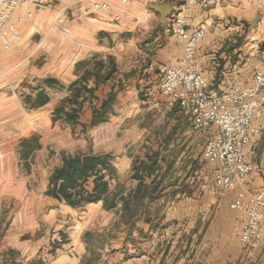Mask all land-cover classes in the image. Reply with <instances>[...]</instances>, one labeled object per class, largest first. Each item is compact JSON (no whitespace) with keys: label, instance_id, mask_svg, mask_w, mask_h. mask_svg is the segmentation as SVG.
I'll use <instances>...</instances> for the list:
<instances>
[{"label":"crops","instance_id":"crops-1","mask_svg":"<svg viewBox=\"0 0 264 264\" xmlns=\"http://www.w3.org/2000/svg\"><path fill=\"white\" fill-rule=\"evenodd\" d=\"M153 1L171 4L172 11L184 3V0H135V4L145 9V4L149 6ZM260 14L262 18L252 26ZM189 21L191 26L207 31L194 63L209 82L211 93H226L233 81L252 82L254 66L264 61V0H218L209 9L194 5ZM76 27L73 25V30ZM115 27L127 39L121 38L116 43L120 34H111L105 29L96 32L102 36L98 50L107 53L99 59L106 65L99 73L98 82L94 77L88 81L89 88H96L95 95H85L78 123H66L70 134L79 129L82 132L76 141L78 144L73 142L69 152L75 154L73 150L81 148L86 154L111 155L118 176L113 187L120 183L126 191L138 185V181L131 179L134 162L147 161L156 154L159 168L155 175H164L162 196L151 202L150 212L133 226L121 220V204L115 210H106L102 202L85 208H73L62 202L63 210H50L33 229L13 227V222L0 238V264L38 261L44 264H264V247L252 250L235 241L247 218L245 213L232 208L239 189L217 188L204 159L201 141L206 138V145L215 128L195 131L191 116L165 105L159 88L160 67L175 65L181 60L179 44L168 27L160 25L158 14L146 29L143 40L145 32L139 35L140 28L123 32ZM248 39L256 42L250 56L259 52L260 43L263 48L253 64L243 62L248 54L244 52ZM111 40L115 45L107 48L110 46L107 41ZM87 56L70 62L62 74L51 75L58 84L67 85L65 93H60V100L58 84L51 87L45 84L37 90H44L48 95L46 106L56 108L61 100L72 95L70 86L81 79L86 69L93 71L95 64L83 71L77 68L89 59ZM107 56L113 59L115 71L103 80L110 67ZM111 94L113 100L109 102ZM95 111H104L103 117L95 119ZM149 116L162 121H147ZM131 117L139 119L125 126ZM254 125L261 130L262 137L253 136L246 150L255 168L246 189L264 196V115L255 118ZM137 145L142 148L141 153L128 151ZM82 210L88 213H84V218H77ZM66 219L73 223L72 228L79 225L83 228L79 233L73 231L67 235L65 250L61 245L53 248L56 241L62 242L59 232L63 233L61 222ZM43 223L48 225V232L35 237L42 225L46 227ZM97 224L102 228L97 229ZM27 233H30L28 237Z\"/></svg>","mask_w":264,"mask_h":264},{"label":"built area","instance_id":"built-area-1","mask_svg":"<svg viewBox=\"0 0 264 264\" xmlns=\"http://www.w3.org/2000/svg\"><path fill=\"white\" fill-rule=\"evenodd\" d=\"M217 4L218 0H184L172 11L166 26L179 44L182 58L175 65L160 67L159 88L166 107L178 108L191 116L195 131L215 128L204 147V159L217 188L239 189L232 208L245 213L247 218L235 241L256 250L264 247V196L246 189L255 169L246 150L253 136L262 137L254 120L264 115V61L254 66L251 83L233 81L224 94L210 92L209 82L194 63L207 31L191 26L189 14L194 5L209 9ZM145 5V10L137 13L135 0H0V43L8 49L20 36L17 18L46 13L52 17L49 32L68 40L74 34L73 25L89 18L118 26L123 32L140 26L147 29L157 14Z\"/></svg>","mask_w":264,"mask_h":264},{"label":"rangeland","instance_id":"rangeland-1","mask_svg":"<svg viewBox=\"0 0 264 264\" xmlns=\"http://www.w3.org/2000/svg\"><path fill=\"white\" fill-rule=\"evenodd\" d=\"M135 6L140 11L145 10L138 4ZM17 21L20 36L8 49L0 43V238L13 222V227L33 229L39 219L43 220L50 210H63L64 203L46 195L49 177L51 172L60 166L62 154L70 153L73 142L78 144L76 141H79L82 135L80 129L70 134L66 122L55 118L56 108L50 105L33 108L39 93L37 90L45 84L51 87L46 80L51 75L62 74L70 62L88 55L89 59L85 65L77 66L78 70L83 71L99 61L101 55L107 54L98 50L101 43L99 38L102 36L97 35V31L105 29L111 34H120L115 26L106 25L93 18L76 23L77 27L70 40L60 37L56 32H49L52 23L50 13L25 19L17 18ZM141 27L137 30L141 29L139 35L145 32L141 37L143 40L147 36V30ZM125 35L120 34L121 37L116 43L121 38L127 39ZM255 43L251 39L246 40L247 47L244 52L248 51V54L243 62L253 64L258 60V55L263 51L261 43L258 45L259 49L257 48L259 52L249 55L253 52ZM109 44L107 48L115 45L112 40L107 41V45ZM108 58L106 60L109 63ZM66 86L65 83L56 86L59 87V100L60 93H65ZM138 119L139 117H131L125 126L132 121L137 122ZM147 121L162 120L149 116ZM24 141H30V144L25 147ZM205 141L206 138H203L201 148L205 147ZM120 147L122 148V145ZM141 149L137 145L131 146L128 151L141 153ZM82 151L84 150L78 148L73 150V153ZM79 212L77 218H84V213H88L87 210ZM62 223L65 238L61 246L65 250L67 235L73 231L79 233L83 226L79 225L74 229L73 223L68 219L62 220ZM43 224L46 227L42 225L35 237H41L48 232V225ZM101 228L97 224V229ZM26 231L30 232V229ZM29 234L27 233V237ZM59 238L63 239L62 236Z\"/></svg>","mask_w":264,"mask_h":264},{"label":"trees","instance_id":"trees-1","mask_svg":"<svg viewBox=\"0 0 264 264\" xmlns=\"http://www.w3.org/2000/svg\"><path fill=\"white\" fill-rule=\"evenodd\" d=\"M110 65L103 80L109 79L115 71L113 59L109 57ZM85 65V62L77 66ZM106 63L103 60L95 62L93 71L86 69L81 79L75 81L70 89L72 95L65 98L55 109V118L63 119L66 123L77 124L83 107L85 95L94 97L96 88H89L88 81L93 77L98 82L100 72L105 68ZM46 83L50 86L57 83L54 79H47ZM97 85V84H96ZM113 95L109 97V102L113 100ZM49 102V97L44 90L39 91L33 108H38ZM106 102L103 104V110ZM95 119L103 117L102 112H94ZM56 121V119H54ZM30 141H24L23 145L27 147ZM155 154L149 157L147 161H135L131 179L138 181L136 189L126 191L123 184L117 183V171L114 166V158L109 154H86V153H63L60 166L55 168L49 177V184L46 191L48 197L65 202L73 208H85L89 204L102 202L106 210H115L121 204V220L128 226H133L136 221L146 213L150 212L151 202L159 199L163 193L164 175L156 173L159 166ZM151 181L149 183V181ZM150 222H153L149 218ZM60 236H64L59 232ZM62 242H55L53 248H58ZM33 264H44L38 261Z\"/></svg>","mask_w":264,"mask_h":264},{"label":"water","instance_id":"water-1","mask_svg":"<svg viewBox=\"0 0 264 264\" xmlns=\"http://www.w3.org/2000/svg\"><path fill=\"white\" fill-rule=\"evenodd\" d=\"M149 7L155 13L159 15V23L161 26H165L170 14L172 13V6L169 3H150ZM262 14L253 22L252 26H255L257 22L262 18Z\"/></svg>","mask_w":264,"mask_h":264}]
</instances>
